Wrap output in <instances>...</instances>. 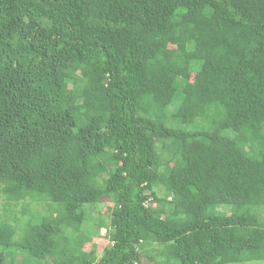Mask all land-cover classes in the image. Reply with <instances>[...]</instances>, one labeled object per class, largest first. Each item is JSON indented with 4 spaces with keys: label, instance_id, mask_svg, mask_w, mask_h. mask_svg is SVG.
<instances>
[{
    "label": "trees",
    "instance_id": "16d2710c",
    "mask_svg": "<svg viewBox=\"0 0 264 264\" xmlns=\"http://www.w3.org/2000/svg\"><path fill=\"white\" fill-rule=\"evenodd\" d=\"M0 194V264L264 261V0H0Z\"/></svg>",
    "mask_w": 264,
    "mask_h": 264
},
{
    "label": "rangeland",
    "instance_id": "374dc122",
    "mask_svg": "<svg viewBox=\"0 0 264 264\" xmlns=\"http://www.w3.org/2000/svg\"><path fill=\"white\" fill-rule=\"evenodd\" d=\"M194 79H195V78H194ZM34 206H35L34 204H31L29 208H30V209H33ZM101 206H103V208H102V212H105V210H106V209L108 208V206H110V205L107 204V203H102ZM5 207H6V200H5V198L0 194V213L3 212V210L5 209ZM19 208H20V206H19ZM38 208H42V205L38 206ZM9 210H10L11 212L14 211L13 208H9ZM263 214H264V212H263ZM106 215H107V213H106ZM263 216H264V215H263ZM19 217L22 218V220H23V219H27V217L24 218V217H25V214H24V215H23V214H19ZM90 230H92V229L90 228ZM105 233H106V230H103V231L101 232V236H100V237H97V239H94L93 242H88V243L86 244V249L89 250V249H91L93 246H96V245H97V250L102 251V250H103V247L106 246V245L108 244V241H105V238H103V236L105 235ZM241 264H264V261H259V262H248V263H241Z\"/></svg>",
    "mask_w": 264,
    "mask_h": 264
}]
</instances>
